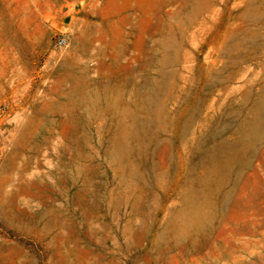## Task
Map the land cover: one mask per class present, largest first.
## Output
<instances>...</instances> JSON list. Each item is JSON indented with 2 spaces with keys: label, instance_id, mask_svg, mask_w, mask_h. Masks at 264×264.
Wrapping results in <instances>:
<instances>
[{
  "label": "rangeland",
  "instance_id": "1",
  "mask_svg": "<svg viewBox=\"0 0 264 264\" xmlns=\"http://www.w3.org/2000/svg\"><path fill=\"white\" fill-rule=\"evenodd\" d=\"M0 264H264V0H0Z\"/></svg>",
  "mask_w": 264,
  "mask_h": 264
},
{
  "label": "built area",
  "instance_id": "2",
  "mask_svg": "<svg viewBox=\"0 0 264 264\" xmlns=\"http://www.w3.org/2000/svg\"><path fill=\"white\" fill-rule=\"evenodd\" d=\"M58 47H64L66 45V40L63 37H60L56 41Z\"/></svg>",
  "mask_w": 264,
  "mask_h": 264
}]
</instances>
